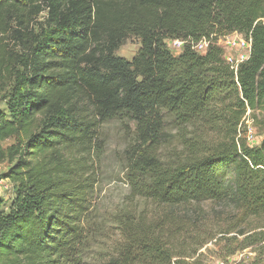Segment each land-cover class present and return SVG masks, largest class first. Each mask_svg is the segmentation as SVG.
<instances>
[{
    "label": "trees",
    "instance_id": "1",
    "mask_svg": "<svg viewBox=\"0 0 264 264\" xmlns=\"http://www.w3.org/2000/svg\"><path fill=\"white\" fill-rule=\"evenodd\" d=\"M233 33L252 42L238 71L219 45ZM132 37L129 61L116 53ZM0 98V164L15 186L8 209L0 198V264H87L90 158L114 121L136 134L134 196L164 212L118 215L122 242L101 264H203L204 227L177 211L188 205L264 217V138L252 147L243 129H264V0H0ZM239 235L244 248L264 242Z\"/></svg>",
    "mask_w": 264,
    "mask_h": 264
},
{
    "label": "rangeland",
    "instance_id": "2",
    "mask_svg": "<svg viewBox=\"0 0 264 264\" xmlns=\"http://www.w3.org/2000/svg\"><path fill=\"white\" fill-rule=\"evenodd\" d=\"M219 44L225 56L232 54L234 58L237 57V48L232 50L220 41ZM166 45L174 56L183 52L181 41L167 40ZM140 48L141 41L132 37L116 54L132 61ZM0 110L7 111L1 98ZM243 129L247 131L248 144L252 147L259 146L264 138V129L255 127L252 120L245 121ZM101 135L102 149L90 158V169L95 173L98 185L92 215L95 230L92 232V240L85 257L87 264H101L116 255L122 242L121 232L114 223L118 215H124L128 211H146L150 218H154L158 212H164L163 209L159 210L156 204L134 196L128 170L131 148L136 139L134 129L124 130L119 122L114 121L103 127ZM169 137H173V134ZM13 143V140L7 141L4 147ZM174 147L175 144L172 145V148ZM166 149L164 146L160 153L164 155ZM9 169V163L0 164V198L4 201L6 209L15 196L14 184L5 178ZM177 211L189 212L204 227L201 239L206 244L198 253L203 264H264V242L244 248L245 236L239 235V231L244 227L250 234H264V217L240 222L239 211L228 205L210 202L188 205Z\"/></svg>",
    "mask_w": 264,
    "mask_h": 264
},
{
    "label": "built area",
    "instance_id": "3",
    "mask_svg": "<svg viewBox=\"0 0 264 264\" xmlns=\"http://www.w3.org/2000/svg\"><path fill=\"white\" fill-rule=\"evenodd\" d=\"M221 44H225V47H228L234 50V47L237 48V57L234 58L232 54L225 56L227 62L231 65L232 69L238 71V68L241 64L245 63L251 54L252 42L243 35L239 33H233L228 35L220 40ZM220 45V44H219ZM208 44L206 41H202L197 47L196 50L200 52H206ZM225 55V53H224ZM224 264V263H222Z\"/></svg>",
    "mask_w": 264,
    "mask_h": 264
}]
</instances>
